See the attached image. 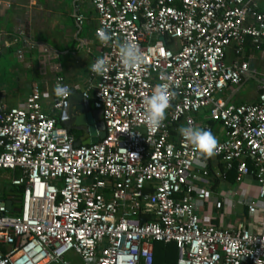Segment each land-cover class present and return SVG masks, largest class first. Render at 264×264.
I'll use <instances>...</instances> for the list:
<instances>
[{"label":"built area","instance_id":"1","mask_svg":"<svg viewBox=\"0 0 264 264\" xmlns=\"http://www.w3.org/2000/svg\"><path fill=\"white\" fill-rule=\"evenodd\" d=\"M90 1L96 36L101 28L112 36L92 61L107 60L104 74L90 71L105 136L75 145L43 110L36 83L22 105L0 102V169L18 171L11 184L23 186L20 204L13 203L19 212L0 198V264H70V251L81 264H152L154 242H174L176 264H264V226L201 223L195 209L207 200L200 183L208 170L196 167L202 157L177 131L182 121L197 128L193 114L202 109L221 124L225 135H214V155L237 183L255 181L256 197L247 203L254 214L264 201V90L254 103L216 93L247 71V61L229 65L224 54L233 45L240 56L246 37L256 44L264 38V12L252 0ZM124 41L144 55L134 70L120 61ZM57 83L70 92L62 75ZM160 84L174 97L162 126L151 128L143 100ZM68 96H55L52 108Z\"/></svg>","mask_w":264,"mask_h":264},{"label":"crops","instance_id":"2","mask_svg":"<svg viewBox=\"0 0 264 264\" xmlns=\"http://www.w3.org/2000/svg\"><path fill=\"white\" fill-rule=\"evenodd\" d=\"M252 2L264 12V0ZM78 15L80 20L75 18ZM97 26V12L90 0H0V102L7 107L22 105L36 83L43 110L52 114L57 125L66 128L77 141L86 131L70 124L63 107L52 108L55 78L62 75L70 90L81 92L88 100L90 109L96 112V122L101 124V113L93 106L89 70L101 49L95 34ZM14 58L17 60L13 61ZM238 60L247 61V71L237 84L218 91L216 97L233 103H254L264 90V38L256 44L246 37L240 56L234 53L233 45L227 47L225 63L230 65ZM85 91L87 97L83 95ZM206 115V109L193 114L197 128L208 123L210 132L223 139L225 131L221 124L208 122ZM178 125L182 127L183 121ZM196 167L208 170L205 182L200 183L208 197L205 201L197 200L195 209L201 223L220 228L246 226L252 231L264 226V201L254 214L247 209V203L256 197L252 178L237 183L235 174L230 175L233 169H225L214 154L202 157ZM216 200L221 202L219 208L215 207Z\"/></svg>","mask_w":264,"mask_h":264},{"label":"clouds","instance_id":"3","mask_svg":"<svg viewBox=\"0 0 264 264\" xmlns=\"http://www.w3.org/2000/svg\"><path fill=\"white\" fill-rule=\"evenodd\" d=\"M97 37L101 44L107 46L112 40L105 29L97 30ZM119 58L123 68L126 70H134L144 63V55L141 49L131 41H124L117 45ZM107 67L105 58H98L94 63L89 65V70L97 75H103ZM54 92L57 97L69 95L65 88L57 83L54 86ZM174 97V93L163 85H157L150 96H146L143 100L144 120L151 128H159L165 119L166 109L169 107L170 100ZM178 133L190 144L193 150L200 157H211L217 146L215 136L208 130L189 127H180Z\"/></svg>","mask_w":264,"mask_h":264},{"label":"water","instance_id":"4","mask_svg":"<svg viewBox=\"0 0 264 264\" xmlns=\"http://www.w3.org/2000/svg\"><path fill=\"white\" fill-rule=\"evenodd\" d=\"M62 107L63 111H66V115L70 117V124L86 131L79 140L74 142L75 145L95 143L105 136L103 123L96 122V112L90 109L88 100L83 98L81 92L70 90L69 96ZM98 112L100 111L98 110ZM4 201L8 210L12 212L20 211L19 206H13L15 202L12 199L5 198ZM20 201V199L17 200L16 204H20Z\"/></svg>","mask_w":264,"mask_h":264},{"label":"trees","instance_id":"5","mask_svg":"<svg viewBox=\"0 0 264 264\" xmlns=\"http://www.w3.org/2000/svg\"><path fill=\"white\" fill-rule=\"evenodd\" d=\"M208 122L212 123L211 120H208ZM18 172V171H17ZM234 170L230 172V175L233 176ZM19 174V172H18ZM235 174V173H234ZM16 190L14 192L10 191L8 192V196L11 198L15 203L17 200L21 198L23 186H15ZM19 193V194H18ZM153 264H176V259L178 255L177 247L174 242H154L153 244Z\"/></svg>","mask_w":264,"mask_h":264},{"label":"rangeland","instance_id":"6","mask_svg":"<svg viewBox=\"0 0 264 264\" xmlns=\"http://www.w3.org/2000/svg\"><path fill=\"white\" fill-rule=\"evenodd\" d=\"M14 60H17V58H14L13 61ZM14 100H16V99H14ZM203 115L204 114L201 113L200 117H203ZM197 163H198V161H196V164ZM16 175H18L17 171H14V170H11V169H0V198H2L4 196H8L9 195L8 192H10V191L16 193L15 192V190H16L15 188L16 187L11 184V178L13 176H16ZM206 189H208V188H206ZM65 258L70 261V264H81L82 263V261L80 260L78 255L75 254L73 251L68 252L65 255Z\"/></svg>","mask_w":264,"mask_h":264}]
</instances>
